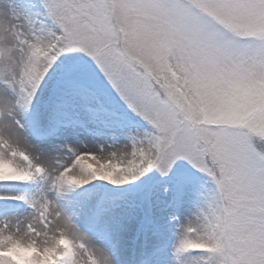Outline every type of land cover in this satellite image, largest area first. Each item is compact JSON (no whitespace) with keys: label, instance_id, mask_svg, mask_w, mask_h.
<instances>
[{"label":"snow or ice","instance_id":"6c2138e0","mask_svg":"<svg viewBox=\"0 0 264 264\" xmlns=\"http://www.w3.org/2000/svg\"><path fill=\"white\" fill-rule=\"evenodd\" d=\"M189 168L214 195L164 264H264V0H0V264H160L120 186Z\"/></svg>","mask_w":264,"mask_h":264},{"label":"rangeland","instance_id":"374dc122","mask_svg":"<svg viewBox=\"0 0 264 264\" xmlns=\"http://www.w3.org/2000/svg\"><path fill=\"white\" fill-rule=\"evenodd\" d=\"M86 83H89V86L96 89L97 98L93 102L94 104L99 103L110 109V111L121 113L132 123H144L139 117L127 113L116 98L107 91L101 78L92 76L90 81ZM182 171L186 177L190 178L184 184L179 183V176L176 169L171 170L166 177H161L159 172L153 169L149 174L152 177L151 181L142 189H131L130 186L120 187L129 188L130 192L141 194H147L154 187L153 199L156 208L154 212L156 214L152 218L155 224H158L162 221V217L168 216L169 214H173L180 223L189 216V212H195L199 208L207 206L214 195V184L209 177L190 168L183 169ZM164 186H167L169 189L166 196L160 192V189ZM187 196L192 199H188ZM176 233L177 231H174L172 235H169L171 241H175Z\"/></svg>","mask_w":264,"mask_h":264},{"label":"bare ground","instance_id":"6f19581e","mask_svg":"<svg viewBox=\"0 0 264 264\" xmlns=\"http://www.w3.org/2000/svg\"><path fill=\"white\" fill-rule=\"evenodd\" d=\"M95 104H99V103H95ZM94 104V105H95ZM101 105V104H99ZM103 107H105L104 105H101ZM107 108V107H105ZM108 109V108H107ZM110 110V109H109ZM81 118H84V114H81ZM134 125H136L138 127V130L143 132L146 131L148 129V127L144 124V123H133ZM133 135L135 133H132ZM109 143H111L109 141ZM119 143H123V141H120ZM89 147H92L91 144L88 145ZM99 183H103V182H99ZM3 191H8L10 193H16V192H25L26 190L24 188H9V189H5L3 187H0V192ZM188 198V196H187ZM188 199H192V198H188ZM2 203V202H0ZM12 203H19V202H12ZM155 206H154V210L152 212V216L155 215L156 213L155 211ZM192 213L194 212H189L188 215L190 216ZM187 215V216H188ZM186 217L185 220L187 218ZM174 215L173 214H169L168 216L162 217V221H160L158 224H155V222L153 221L152 218V222H153V226L155 229V238H154V246L157 247L160 250V264H164V262L170 257L171 255V249H172V244L174 241L170 240V236L172 235L174 231H177L176 236L179 232V220L175 217L174 219ZM175 236V238H176Z\"/></svg>","mask_w":264,"mask_h":264}]
</instances>
